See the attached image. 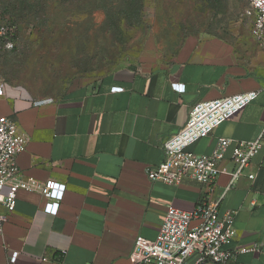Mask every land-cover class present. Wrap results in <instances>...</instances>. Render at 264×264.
I'll return each instance as SVG.
<instances>
[{
  "label": "crops",
  "instance_id": "0c3cea01",
  "mask_svg": "<svg viewBox=\"0 0 264 264\" xmlns=\"http://www.w3.org/2000/svg\"><path fill=\"white\" fill-rule=\"evenodd\" d=\"M249 36L252 41L245 44L187 41L163 66L119 67L57 97H35L7 86L0 116L16 122L27 140L16 158L21 177L61 183L66 190L51 215L42 211L39 193L24 190L17 192L12 213L0 208L8 216L0 264H9L13 252L18 254L14 264H130L134 242L155 240L169 208L191 212L207 200L217 204L219 216L235 213L236 235L225 246L234 258L224 264H264V144L242 177L231 183L222 173L210 192L194 179L175 187L150 181L146 172L163 161V143L185 126L190 108L201 101L258 93L191 145L193 154L211 155L220 138L259 136L264 52L250 31ZM219 166L234 170L230 148ZM251 173L256 175L252 181Z\"/></svg>",
  "mask_w": 264,
  "mask_h": 264
},
{
  "label": "rangeland",
  "instance_id": "374dc122",
  "mask_svg": "<svg viewBox=\"0 0 264 264\" xmlns=\"http://www.w3.org/2000/svg\"><path fill=\"white\" fill-rule=\"evenodd\" d=\"M19 22L6 87L57 97L119 67L163 66L187 41H252L246 0H0ZM0 20V23L6 20Z\"/></svg>",
  "mask_w": 264,
  "mask_h": 264
},
{
  "label": "built area",
  "instance_id": "2783aa9c",
  "mask_svg": "<svg viewBox=\"0 0 264 264\" xmlns=\"http://www.w3.org/2000/svg\"><path fill=\"white\" fill-rule=\"evenodd\" d=\"M249 22V31L258 47L264 52V0H247L244 12ZM18 26L0 23V55L13 50L17 44ZM177 91H183V85H173ZM6 85L0 78V98L5 96ZM114 91H121L114 88ZM257 92H249L212 101L194 104L189 111L185 126L163 143V161L155 168L148 169L150 181H159L171 186H179L186 178L194 179L204 185L206 191H212L216 178L228 173L231 183L244 175L251 160L259 153L264 144L263 132L252 141L220 138L211 155H195L189 147L200 139L208 137L218 126L234 117L257 98ZM26 137L12 119L0 116V208L8 214L15 207L17 192L39 193L43 200L42 211L54 214L66 187L61 183L48 181L39 183L32 178L24 179L17 166V156L25 150ZM230 148V160L235 167L232 172L221 169L219 163L224 160ZM255 174L247 175L254 180ZM234 212L219 216L217 204L203 201L193 211L185 212L169 208L164 216L157 237L153 241L137 239L129 256L130 264H202L209 261L224 264L234 258V253L225 250V246L234 239ZM7 214L0 212V244ZM17 253L8 257V263L14 264Z\"/></svg>",
  "mask_w": 264,
  "mask_h": 264
},
{
  "label": "trees",
  "instance_id": "16d2710c",
  "mask_svg": "<svg viewBox=\"0 0 264 264\" xmlns=\"http://www.w3.org/2000/svg\"><path fill=\"white\" fill-rule=\"evenodd\" d=\"M6 13H8V10L7 9H5V8H3V7H1L0 8V20L1 19H4L5 17L4 16H6L7 14ZM10 17H8V16H6V20L4 21L5 23H9V24H15L16 26H18V28H19V22H18V19H16L12 14L11 15H9ZM3 22V21H2ZM18 31H19V29L17 30V35H16V38L18 37ZM16 48V47H15ZM14 48V49H15ZM13 49V50H14ZM13 50H11V51H13ZM10 52V51H9ZM1 57V56H0Z\"/></svg>",
  "mask_w": 264,
  "mask_h": 264
}]
</instances>
